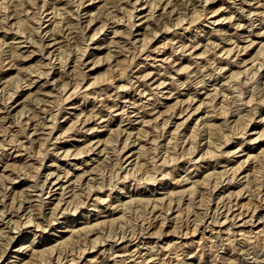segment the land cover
Instances as JSON below:
<instances>
[{"label": "rangeland", "instance_id": "obj_1", "mask_svg": "<svg viewBox=\"0 0 264 264\" xmlns=\"http://www.w3.org/2000/svg\"><path fill=\"white\" fill-rule=\"evenodd\" d=\"M0 264H264V0H0Z\"/></svg>", "mask_w": 264, "mask_h": 264}, {"label": "bare ground", "instance_id": "obj_2", "mask_svg": "<svg viewBox=\"0 0 264 264\" xmlns=\"http://www.w3.org/2000/svg\"><path fill=\"white\" fill-rule=\"evenodd\" d=\"M32 220V219H31ZM11 237H13V236H11Z\"/></svg>", "mask_w": 264, "mask_h": 264}]
</instances>
